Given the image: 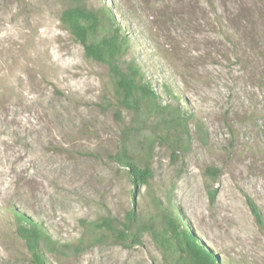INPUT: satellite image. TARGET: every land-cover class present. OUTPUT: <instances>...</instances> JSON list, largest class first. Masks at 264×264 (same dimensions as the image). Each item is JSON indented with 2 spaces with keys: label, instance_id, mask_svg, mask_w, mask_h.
I'll list each match as a JSON object with an SVG mask.
<instances>
[{
  "label": "rangeland",
  "instance_id": "1",
  "mask_svg": "<svg viewBox=\"0 0 264 264\" xmlns=\"http://www.w3.org/2000/svg\"><path fill=\"white\" fill-rule=\"evenodd\" d=\"M76 5L107 12L121 68L133 61L182 125L119 103L61 21ZM130 212L125 244L60 246L92 221L125 233ZM31 224L59 245L38 241L44 264H184L183 236L213 264H264V0H0V264H36L18 232Z\"/></svg>",
  "mask_w": 264,
  "mask_h": 264
},
{
  "label": "trees",
  "instance_id": "2",
  "mask_svg": "<svg viewBox=\"0 0 264 264\" xmlns=\"http://www.w3.org/2000/svg\"><path fill=\"white\" fill-rule=\"evenodd\" d=\"M80 1V0H74ZM61 21L69 30L75 40L84 48V53L98 62L106 64L109 68L113 80L114 91L117 94L121 105L139 112L141 101H145L150 108L156 112H165L169 117L165 118L170 125L184 122L174 112L169 110V106L158 105L157 94L150 85L142 80V75L138 66L133 62H125L124 69L119 61L121 55L126 50V38L120 32V28L113 27L109 21L107 12L99 10H88L79 5L65 9L61 14ZM119 160L128 168L133 183H146L151 176L150 169L146 165L138 164L133 157L123 152ZM215 169L208 168L207 172H215ZM212 197L214 192L210 191ZM251 210L256 219L261 223V217L256 208L251 204ZM127 223H124L125 233L114 232L108 227L105 221H92L85 224L83 232L78 241L74 244L64 243L60 246L71 249L75 254L80 253L89 246L95 239L94 235L105 236L112 241L125 244L127 236L137 237V229L133 227L132 212H130ZM159 233L162 239L170 236L175 239V249L179 251V232L172 216L164 214L161 219ZM18 232L25 240L28 248L32 251V256L36 264H44V260L38 250V241L42 239L49 251H55L59 246L52 238L37 225L31 224L29 227L19 226ZM183 245L186 256L183 257L184 264H213L203 254L185 239Z\"/></svg>",
  "mask_w": 264,
  "mask_h": 264
}]
</instances>
